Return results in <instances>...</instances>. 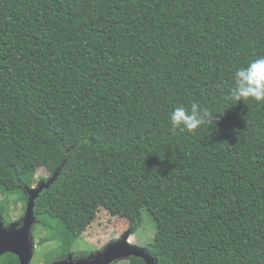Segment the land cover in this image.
Listing matches in <instances>:
<instances>
[{
    "label": "trees",
    "instance_id": "1",
    "mask_svg": "<svg viewBox=\"0 0 264 264\" xmlns=\"http://www.w3.org/2000/svg\"><path fill=\"white\" fill-rule=\"evenodd\" d=\"M260 57L264 0H0V197L57 174L34 209L55 262L105 210L149 217L165 264H264V104L229 99ZM192 103L219 122L173 130Z\"/></svg>",
    "mask_w": 264,
    "mask_h": 264
},
{
    "label": "rangeland",
    "instance_id": "2",
    "mask_svg": "<svg viewBox=\"0 0 264 264\" xmlns=\"http://www.w3.org/2000/svg\"><path fill=\"white\" fill-rule=\"evenodd\" d=\"M33 178L32 188H35L41 178L46 179L48 174L44 169H39L30 174ZM27 178H24V182ZM14 196L0 197V200L5 201L4 205L8 207L6 220L9 223H15L21 219L26 211V204L18 202L14 204ZM40 204L37 205V209ZM142 224L134 235L130 234L129 244L145 248L147 252L157 258L163 249V245L155 235L153 224L149 221V217L144 216ZM129 223L126 219L121 218L115 214H111L108 211L100 210L94 217L93 221L84 230L81 238L77 239L70 249V254L73 260H86L91 255L101 252L105 247L119 241L123 235L128 233ZM40 235V237H38ZM47 232H43L39 225L35 226V233L33 235L35 248L33 250V258L31 264H44L45 262H55L56 257L60 253L59 245L49 241L41 246L36 245L35 241L39 238H46ZM75 254L83 255V257L74 256ZM12 256L5 255L0 259V264L7 262ZM68 257V256H67ZM66 257V258H67ZM158 259V258H157ZM112 264H128V260H119ZM157 264H165L158 260Z\"/></svg>",
    "mask_w": 264,
    "mask_h": 264
},
{
    "label": "water",
    "instance_id": "3",
    "mask_svg": "<svg viewBox=\"0 0 264 264\" xmlns=\"http://www.w3.org/2000/svg\"><path fill=\"white\" fill-rule=\"evenodd\" d=\"M57 174L49 178L46 183H40L36 188L28 190L26 211L19 222L11 223L8 229L3 228L0 220V258L6 254L15 256L19 264H31L33 250L35 248L31 229L36 225L34 216L35 201L39 194L55 180ZM130 234L126 233L119 241L111 243L101 252L91 255L86 260H73L71 255L65 260L52 264H112L119 260H129L131 257L142 259L145 264H157L158 259L151 256L145 248H139L129 244Z\"/></svg>",
    "mask_w": 264,
    "mask_h": 264
},
{
    "label": "clouds",
    "instance_id": "4",
    "mask_svg": "<svg viewBox=\"0 0 264 264\" xmlns=\"http://www.w3.org/2000/svg\"><path fill=\"white\" fill-rule=\"evenodd\" d=\"M230 100L237 102L252 100L264 104V57L250 61L246 67L236 70ZM201 109L197 103H192L190 109L176 107L170 114L173 130L193 133L203 125H216L219 117Z\"/></svg>",
    "mask_w": 264,
    "mask_h": 264
},
{
    "label": "flooded vegetation",
    "instance_id": "5",
    "mask_svg": "<svg viewBox=\"0 0 264 264\" xmlns=\"http://www.w3.org/2000/svg\"><path fill=\"white\" fill-rule=\"evenodd\" d=\"M36 188V187H35ZM26 193H27V195H28V190H26ZM99 253V252H98ZM68 256V255H67ZM66 256V257H67ZM66 257H63V260H65L66 259Z\"/></svg>",
    "mask_w": 264,
    "mask_h": 264
}]
</instances>
